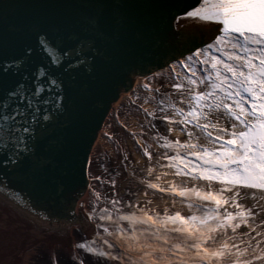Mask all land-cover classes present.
Returning a JSON list of instances; mask_svg holds the SVG:
<instances>
[{
  "label": "snow or ice",
  "instance_id": "1",
  "mask_svg": "<svg viewBox=\"0 0 264 264\" xmlns=\"http://www.w3.org/2000/svg\"><path fill=\"white\" fill-rule=\"evenodd\" d=\"M17 6L0 2V206L91 229L69 264H264V0H179L166 24L100 3L10 26Z\"/></svg>",
  "mask_w": 264,
  "mask_h": 264
}]
</instances>
